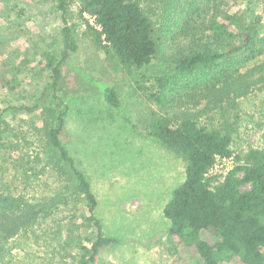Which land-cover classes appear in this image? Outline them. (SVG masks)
<instances>
[{"label": "rangeland", "instance_id": "1", "mask_svg": "<svg viewBox=\"0 0 264 264\" xmlns=\"http://www.w3.org/2000/svg\"><path fill=\"white\" fill-rule=\"evenodd\" d=\"M67 1L78 49L60 65L53 91L47 55L59 60L58 0H0V192L22 195V209H42L32 224L0 241V264H75L95 238L86 202L44 135L60 111L61 143L90 183L103 234L115 239L92 264H170L162 209L184 178L185 159L144 134L163 112L150 96L155 77L170 68L168 54L186 43L179 29L189 15L200 22L241 12L262 34L264 0H139L158 47L148 63L128 69L106 58L84 31L78 0ZM100 84L116 86L119 108L106 101ZM34 102L37 108L28 110ZM197 120L231 135L234 166L235 155L264 147V88L210 112L202 109ZM222 177L215 175L212 184Z\"/></svg>", "mask_w": 264, "mask_h": 264}, {"label": "trees", "instance_id": "2", "mask_svg": "<svg viewBox=\"0 0 264 264\" xmlns=\"http://www.w3.org/2000/svg\"><path fill=\"white\" fill-rule=\"evenodd\" d=\"M78 2L85 33L107 59L124 69L151 60L158 47L156 31L139 0ZM67 6V0H58L62 21L59 60L47 55L48 84L53 91L61 77L60 65L78 49ZM255 22L250 25L241 12H219L200 22L189 15L179 29L186 43L168 54L170 68L155 77L150 96L163 112L152 117L144 134L185 159L184 178L162 209L169 220L170 264H264V147L235 155L232 169L213 185V177L204 173L217 156L232 157V137L197 120L202 109L210 112L264 88V32L258 34ZM100 90L109 104L120 107L115 85L100 84ZM202 102L201 110H195ZM37 105L34 102L27 109L33 111ZM63 116L64 111L57 113L44 135L86 202L95 238L83 246L75 264H92L99 250L115 239L103 234L94 215L96 196L61 143ZM22 203V195L0 192V241L16 236L40 216L42 209L33 205L22 209Z\"/></svg>", "mask_w": 264, "mask_h": 264}, {"label": "built area", "instance_id": "3", "mask_svg": "<svg viewBox=\"0 0 264 264\" xmlns=\"http://www.w3.org/2000/svg\"><path fill=\"white\" fill-rule=\"evenodd\" d=\"M231 157H219L217 156L214 163L208 168V170L204 173V175L208 178H212L218 173L223 174V177L221 181L223 180L225 174L232 169L233 166H231ZM226 164H230L229 167H225ZM212 184V182H211Z\"/></svg>", "mask_w": 264, "mask_h": 264}]
</instances>
